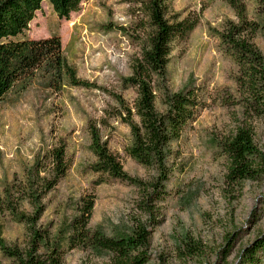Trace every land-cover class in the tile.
<instances>
[{
    "label": "rangeland",
    "instance_id": "rangeland-1",
    "mask_svg": "<svg viewBox=\"0 0 264 264\" xmlns=\"http://www.w3.org/2000/svg\"><path fill=\"white\" fill-rule=\"evenodd\" d=\"M245 1L250 17L258 18L259 0ZM168 7L171 17L180 13L199 18L188 37L174 43L167 85L173 91L197 89L201 105L180 143L183 170L168 181L156 219L143 212L136 185L92 169L97 156L90 124L99 122L127 174L144 181L155 174L127 152L130 127L114 116L115 95L130 104L138 97L137 88L124 87L122 79L132 73L142 51L147 20L142 0H83L69 19L43 1L19 38L60 36L78 75L98 88L67 86L55 93L37 76L26 89L16 86L8 93L0 101V182L21 175L38 151L61 139L70 168L45 198L40 224L57 234L76 213L80 198L92 193L96 204L90 228L105 238L119 240L133 234L138 223L148 225V245L132 250V256L145 257V264H237L243 250L264 235V175L228 183V161L217 142L231 137L239 126H249L264 150V114L244 111L236 81L239 68L215 34L227 19H236L233 8L224 0H170ZM254 41L264 53V34L259 32ZM4 237L8 244L25 248L29 231L7 218ZM124 259L121 252L101 244L66 249L60 264H122ZM0 262L15 264L1 253Z\"/></svg>",
    "mask_w": 264,
    "mask_h": 264
},
{
    "label": "trees",
    "instance_id": "trees-1",
    "mask_svg": "<svg viewBox=\"0 0 264 264\" xmlns=\"http://www.w3.org/2000/svg\"><path fill=\"white\" fill-rule=\"evenodd\" d=\"M43 1L0 0V101L16 86L18 90L26 89L37 76L45 78L46 87L55 93L67 86L98 88L95 82L78 75L64 52L60 36L19 38L29 29ZM47 1L61 18L69 19L72 12L80 9L83 0ZM169 1L142 0L147 16L142 51L133 62L132 73L122 79L124 87L137 88L138 97L130 104L122 96H114L118 102L114 116L130 127L127 152L155 172L152 179L144 181L127 174L119 157L109 149L100 123L90 124L91 146L97 156L92 169L136 185L142 195L139 204L151 221L158 215V203L168 194V181L176 171L183 170L180 143L201 105L197 89L173 91L167 85L174 43L186 39L199 22L198 16L182 17L180 13L169 16ZM224 1L233 8L236 19H227L220 29H215V34L222 50L239 68L236 81L244 111L263 115L264 53L254 38L259 32L264 34V0H259L258 18L250 17L245 0ZM217 145L228 161L225 176L228 183L257 180L264 175V150L256 145L249 126H239L231 137L218 141ZM69 168L66 144L59 139L38 151L21 175L0 182L2 256L15 264H60L66 249L102 244L121 252L125 258L122 264H145V257L132 256V250L148 245L151 234L148 225L138 223L133 234L119 240L105 238L100 231L90 228L95 194L80 198L76 213L65 219L57 234L40 224L47 209L45 198ZM7 218L26 225L29 241L25 248L7 243L4 237ZM237 264H264V235L243 250Z\"/></svg>",
    "mask_w": 264,
    "mask_h": 264
}]
</instances>
